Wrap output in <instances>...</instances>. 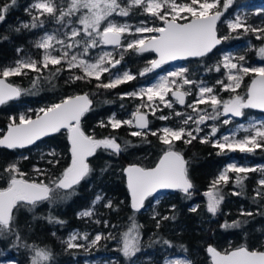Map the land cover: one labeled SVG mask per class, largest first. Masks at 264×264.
I'll use <instances>...</instances> for the list:
<instances>
[{
  "label": "snow or ice",
  "instance_id": "1",
  "mask_svg": "<svg viewBox=\"0 0 264 264\" xmlns=\"http://www.w3.org/2000/svg\"><path fill=\"white\" fill-rule=\"evenodd\" d=\"M16 3L17 0H10L0 5V22L4 21L5 14ZM233 5L234 0H223L222 6L221 0H125V2L122 0H33V3L25 9L31 16V22H21L16 31L46 29V25L50 22H55L59 27L51 32L45 30L38 35L34 46L38 50L39 58L30 55L21 56L15 61L14 66L0 69V105L18 99L22 94H36L31 89H21L8 82L9 77L27 75L28 72L36 73L32 81V89L36 91L39 90L41 78L50 81L65 71L69 73L65 81L68 85L77 81L91 83L95 80L97 89L113 90L136 79V75L128 69L115 73L111 71L121 65L125 54L129 51L137 55L154 52L158 57L148 62L150 68L140 71L139 75L142 77L170 61L204 58L223 41L233 38L232 33H239L241 30L244 34L254 33L257 40H264V21L259 25L249 24L247 18L236 9L232 18L222 20L227 10ZM134 10L146 18L135 24L127 19L121 21L115 19V17L127 18L133 14ZM254 11L257 15H264V9ZM221 24L226 26L228 34H220ZM125 34L133 38L125 42ZM3 39L6 40L8 37L5 36ZM109 46L111 51L104 50ZM95 49H101V51L93 56L92 51ZM16 51L19 54L23 49L17 48ZM53 52L59 55H53ZM258 55L264 58V47L259 49ZM117 56L119 58H116ZM233 60L232 54H223L221 63L205 69L206 72L219 73L222 64L227 83L221 78L216 80V85L220 86L219 92L233 93L227 100L220 98L215 86H209L202 79H190L187 75L189 68L179 66L151 85L118 94L121 100L132 98L140 101L132 112L131 119H119L113 112L106 121L103 119L99 121V127H110L113 132L125 125L130 129L134 128L136 130L130 131L128 135L139 137L145 143H150L147 140L150 135L156 137L159 143L165 146L154 167L130 165L122 169L130 193V207L134 213L144 209L150 197L153 198V205H159L162 199L160 194L164 190L179 191L190 197V190L194 188V184L188 175V162L184 159L182 152L176 150L178 141L188 145L199 138L201 144L211 143L212 147L219 149L217 155L236 151L254 154L258 149L264 150V121L253 120L247 126L240 124L230 134L222 135L215 140L212 137L216 136L218 127L214 125L209 134L200 136L203 131L201 125L207 120L217 121L224 117L222 123L229 125L232 123L231 118L243 117L245 109H257L264 112V66L248 67ZM238 60L243 62L245 57L240 55ZM73 70H78V73L82 75ZM45 72L47 75H43ZM105 74H107L106 81L103 79ZM249 74H252L253 79L247 88L246 95L241 96L237 89L241 87L243 77ZM175 78H179L182 84H178ZM173 85H176L175 91H173ZM184 85L196 86L195 99L187 105L185 98L192 94V89L182 90ZM169 93L176 103L181 106L186 105L196 115H185L176 111L174 113L176 117L185 116L179 121V127L162 126L153 130L150 127L151 121L148 119V114L156 116V113L161 111L159 105L173 109V102L166 99ZM156 101H159V104ZM105 103H111V101H105ZM200 105L210 106L211 112H208L206 108H200ZM92 106L93 101L88 93L64 96L58 102L39 108L35 119L21 114L17 123L13 118L6 134L0 137V147L9 150L24 149L37 145L38 141L60 133L63 129L67 130V139L71 145V163L60 176L50 178L48 183L25 180L23 177L26 174L19 170L17 163H11L4 169L9 173L10 180L5 189H0V238L15 237L12 240V246L26 248L31 253L30 264H51L53 255L50 250L23 242L16 225V214L19 209L25 208L29 213H34L39 202L47 201L51 205L58 201L69 200L76 194L75 186L92 172L88 158L95 156L98 149L118 156L126 146L131 145V141L125 140V147H122L117 142V137L111 134L102 139L86 134L82 128V121L92 110ZM142 109L145 111H141ZM156 118L166 121L172 116L171 114L159 115ZM240 131H243L245 135L239 137ZM47 155L52 159H48L46 163L54 168L59 163L55 159V150L49 151ZM28 158L22 157V159ZM44 159L45 154L42 153L41 160ZM106 170L101 169V173ZM33 171L49 176V171L43 168L34 166ZM254 172H260V177L256 180V187L253 189L252 202L259 205L261 201H264V166L242 164L233 160L223 167L212 180L209 190L204 193L207 200V212L213 217L218 214L220 205L225 199L224 186H227L230 181L234 189H239V191L233 190L232 196L245 195V181L250 178L248 174ZM229 173L236 175L233 178ZM102 201L104 196L98 193L91 205L80 211L78 216L80 218L94 217L96 205ZM103 206L116 210L111 200H107ZM175 208V205H171L170 211L174 212ZM189 211L197 212L198 206L191 207ZM241 215L253 217L264 215V211L258 210L254 213L242 209ZM36 218L33 216V219ZM47 219L49 223H63L51 215ZM152 219L156 221V228L159 229L163 221H174L176 216H161L154 210ZM103 223L105 227H108V221ZM241 223H248V221H235L221 227L240 228ZM138 229L139 226L133 223L132 227L122 234L121 247L118 249L129 264L141 251ZM113 238L112 233L107 235L97 233L89 239L87 232L82 234L73 232L64 243L66 250L91 248L98 246L102 239ZM78 240L86 241V245L76 243ZM156 242L168 248L173 247L172 242L163 237H157ZM181 247L183 248V245ZM184 251L187 252V249L184 248ZM206 251L211 256L213 264H264V251L249 250L246 246L224 254L213 246H208ZM164 264H192V261L187 258L169 260L165 257Z\"/></svg>",
  "mask_w": 264,
  "mask_h": 264
},
{
  "label": "trees",
  "instance_id": "2",
  "mask_svg": "<svg viewBox=\"0 0 264 264\" xmlns=\"http://www.w3.org/2000/svg\"><path fill=\"white\" fill-rule=\"evenodd\" d=\"M248 1H235L234 5L222 17V20L231 16L237 6L248 4ZM6 2H10V0H0V5ZM122 2H125V0H122ZM32 3L33 0H17V3L5 14L4 21L0 22V69L13 65L21 55L34 52L35 40L44 29L32 31L21 29L19 32L16 31L20 27L21 22H31V16L28 15L25 9ZM222 3L223 0H221V6ZM257 8L255 7L251 10H257ZM134 11L129 16L128 20L130 22L135 24L139 20L146 18L144 15L137 14V10ZM251 16L249 24L264 21V15L255 13ZM52 24L53 22H50L46 27ZM220 28L221 35L227 34L222 25H220ZM241 33L240 31L239 33L231 34L233 38L227 40L231 46L235 45L236 42L240 46L247 40L256 43L252 37L243 36ZM5 36L8 39H3ZM237 36L239 38H236ZM225 42H222V45ZM223 47L214 50L203 60L197 61L198 63H203L199 66V71H205V66L207 65L219 63L220 55L224 50L222 49ZM17 48H22L23 51L18 54ZM150 58H153L152 54L143 56L131 54V56L127 57L125 61L128 62L130 71L136 75V79L133 83L122 85L113 90L97 89L95 80H92L91 83L77 81L68 85L65 83L69 76L66 71L57 77H53L50 81L41 78L38 91L32 89V81L36 73L29 72L24 76L8 78L9 83H13L21 89H31L36 94H22L17 102L12 101L3 105L0 108V129L5 131L7 126H9L10 116L16 118V112L19 108L16 106L19 104H24L34 109L58 102L67 95L88 93L93 101V106L92 110L86 114L82 121V128L86 134L94 135L98 139H102L109 134L114 135L122 147H125V140L131 141V145L126 146L125 150L118 156L109 154L103 149H98L96 155L88 160L92 172L79 185L75 186L76 194L69 200L58 201L51 205L47 201H43L38 203L34 213H29L25 208H20L17 212L16 225L23 242L50 250L53 255L51 264L79 263V251L75 249L65 250V247L60 242L71 231H83L88 228V226L84 225V220L77 217V214L87 209L98 193L103 194L105 200H111L116 209L105 210L108 212L106 218L109 224L132 226L135 223L139 226L141 251L133 257L138 264H149L147 260H150L153 264H160L161 260L166 256L179 253L185 254L192 261V264H210L205 252L206 247L209 245L221 252H228L241 246H246L249 250L264 251V215H255L253 217L241 215L242 209L254 213L258 210L264 211V201H261L259 205L252 202L253 189L256 187V175L254 173L248 174L250 178L245 181L246 189L243 196L231 195L233 190L239 191V189H234L231 181L227 186H224L225 199L220 205V211L213 217L206 210L207 202L204 193L209 190L212 180L217 176L229 156L233 154L225 152L217 155L219 149L212 147L211 144H201L198 139L188 145H185L182 141L176 142V150L181 151L184 159L188 162V175L194 184V188L190 191V197L181 192H173L167 194L160 204L154 207V210L158 211L161 216L175 215L176 219L174 221H163L162 226L157 229L156 221L152 219L153 212L134 213L131 210L122 175L123 167L128 164H136L145 168L154 167L165 146L161 145L156 137L149 135L147 140L150 143H145L139 137L128 135L129 130L124 127L113 132L110 127H99L98 123L113 112L121 114L132 110L133 103L128 98L121 100L118 94L130 90L135 83L148 77L147 75L141 77L139 73L143 69L149 68L148 59ZM73 71L78 73V70ZM78 74L82 75V73ZM43 75H47V73L45 72ZM247 81L245 80V83ZM105 101H111V103H105ZM158 124H162V122L150 125V127L155 130L159 127ZM3 133V131L0 132V137ZM44 143L48 145L49 149H54L57 153L55 159L59 163L54 168L46 163L52 157L45 156L44 160L38 161L37 155H29L33 149ZM19 154H28L27 157L29 158H18ZM244 156L252 162H264V150H256L254 154L244 153ZM70 160L71 156L66 134L63 132L57 133L50 139L28 150L6 151L0 149V189H5L8 186L10 176L4 169L11 163H17L19 170L26 174L23 178L28 181H31L32 178L30 177L35 174L33 171L34 166L48 170L49 176L44 175L36 178L48 183L50 178L54 179L61 175L63 170L69 166ZM101 169L107 170L101 173ZM235 175L232 173L230 176L234 178ZM150 204L151 198L146 201L145 206L148 207ZM171 205L176 206L174 212L170 211ZM193 206H198V211L195 213L189 211ZM49 215L63 221V223H49L47 219ZM33 216L37 218L33 219ZM235 221H248V223H241L240 228L221 227V225L232 224ZM257 229H260V231H257ZM157 237H163L171 241L173 247L168 248L162 243L156 242ZM14 238H0V249L10 251V253H15L16 255H23V257L25 255V258L27 256L30 257L31 253L26 248L12 246ZM181 245H183V248ZM184 248L187 249V252L184 251ZM120 263L129 264V262H125L121 258ZM19 264H22V262L20 261Z\"/></svg>",
  "mask_w": 264,
  "mask_h": 264
},
{
  "label": "rangeland",
  "instance_id": "3",
  "mask_svg": "<svg viewBox=\"0 0 264 264\" xmlns=\"http://www.w3.org/2000/svg\"><path fill=\"white\" fill-rule=\"evenodd\" d=\"M235 1H238V0H234V2ZM255 7H258L257 9H264V0H249L248 4H245V5L242 4V5L237 6L236 10L239 11L242 15H244L247 18V23H249V20L252 17L251 15L256 13L254 10H251V9H253ZM233 15H234V12H233V14L231 16H229L227 18H232ZM132 17L134 18V16H132ZM227 18H223V19H227ZM115 19L117 21H121V20H124V19L128 20L129 17H127V18L115 17ZM157 23H159V22L157 21ZM260 23L261 22L255 23L253 25H259ZM221 25H222L223 29L225 31H227V34H228V30H227L226 26L224 24H221ZM57 27H59V26L56 25L55 22H53L52 25H48L46 27V29H44L43 31L47 30V31L51 32L53 29H55ZM241 32H242L241 35H243V36L244 35H248L249 37H252L253 40L256 43H253L251 40H247V41L243 42L240 46L238 45L239 43H237V42H236L235 45H232V46L230 45L229 41H226L224 45H222V43H221L222 46L219 45L216 48V49H218V48L224 46L222 48L224 50H223V52L220 55L219 63L222 62V55L223 54H232L233 57H234L233 62L243 63L245 66H248V67L264 66V58H261V56L258 55L259 49L261 47H264V40H257L255 38V34L254 33L249 32L248 34H244L242 30H241ZM132 38H133L132 36H128L127 34H125V42L128 39H132ZM57 47H59V46L57 45ZM104 50L111 51L112 49L111 48H105ZM100 51H101V49H95V50L92 51V55L95 56ZM131 54H135V53L131 52V51L126 53L125 54V58L122 61L121 65L117 66L116 68L111 69V71L113 73H115V72H121V71H123L125 69L130 70L129 67H128V62L125 61V59L127 57L131 56ZM147 54H151V53H144V54H141V55L143 56V55H147ZM29 55L34 57V58H39L38 50L35 48V46H34V52L28 53V54H23L21 56H29ZM53 55H59V53L53 52ZM135 55H137V54H135ZM240 55H243L245 57V60L243 62L238 60V57ZM137 56H139V55H137ZM116 58H119V57L117 56ZM204 58L197 59V60H187V61H183V62H180V63H178V62L169 63V64H166L165 66L162 65V66H160V68L165 67V69L164 68L162 69L163 70L162 73H160L158 75H153V76L150 77V75H152V72L154 70H156V69L152 70L151 72H148V74H145V75L148 76L146 79H143L142 81H139V82L135 83L133 88H131L130 90H128L126 92H131L133 90H137V89H139L142 86L151 85L152 83L156 82L160 77L167 75V73L169 71L175 69L176 67L186 66V67L189 68V73H187V75L189 76L190 79H195V80H201L202 79V80L206 81L209 86H215V88L217 89V93L220 96V98H222L224 100L229 99L230 96L233 95V93H230V92H219V87L220 86L216 85V80L217 79H221V78H223L225 83H227L226 77H224V71L225 70L222 68V64H221V72H219V73H217L215 71H212V72L203 71V72H201V71H199V66L202 65L203 63H201V62L198 63L197 61H201ZM150 60H152V58L148 59V62ZM14 64H15V62L11 66H14ZM217 64L207 65L205 67L208 68V67H211V66H215ZM148 65H149V68H150L151 66H150L149 63H148ZM160 68H157V69H160ZM193 73H194V75H193ZM21 76H24V75H21ZM144 76H142V77H144ZM252 78H253L252 74H249L248 76H244L243 77V79L241 81V87L239 89H237V92L241 96H245L246 95V90H247L248 84H249V82L251 81ZM103 79H105V81L107 80V74H105ZM170 79H173V78H170ZM175 79L177 80L178 84H182V81L179 78H175ZM134 80L129 82V83H133ZM245 80H248V81L245 83ZM129 83H126V84H129ZM123 85H125V84H123ZM188 88L192 89V94L186 97L187 98L186 105L192 103L193 100L195 99V95H196V86L195 85H184L182 90H187ZM175 90H176V85H173V91H175ZM126 92H122V93H126ZM18 99H15L14 102H17ZM128 99L130 100V102L133 103L132 110L124 112V113H121V114H117L116 113L117 118H119V119H131L132 118L131 114L135 110L136 105L140 103V101L136 100V99H132V98H128ZM166 99L171 100L173 102V109L170 110L168 108H164L163 105H159L161 111H158L156 113V116H153L150 113L148 114V119L151 121L152 125H156V123L162 122L163 125L158 124L159 125L158 128H160L162 126L179 127L180 126L179 121L182 120L183 118H185V116L176 117L175 114H174L176 111L184 113L185 115H193V116L196 115V113H193L191 108L186 107V105L183 106V107H180L178 105V103H176L175 100L172 99L171 93H169L166 96ZM156 103L159 104V101H156ZM16 107H19L18 111L16 112L17 113L16 114V118L14 116H10L9 117V122L10 123L12 122L13 118L18 123L19 116L21 114H25L26 116L31 117V118L34 119L35 116H36L37 110L39 108H41V107H38V108L31 109V108L25 106L24 104H22V105L19 104ZM199 107L202 108V109L206 108L208 112H211V107L208 106V105H200ZM141 111H145V110L142 109ZM169 114H171L172 118L169 119V120H166V121H161V120L156 118L159 115H169ZM106 119L107 118H105L104 120L106 121ZM223 119H224V117H221L220 120H217V121H212V120L205 121V123L201 125V127L203 128V131L200 133V136H205V135L209 134L211 132V127L215 125L216 127H218V132H217L216 136L212 137V139L215 140V139L219 138L222 135L230 134L232 131L236 130L237 126L240 125V124H243V125L247 126L249 124V122L253 121V120H255V121H264V115L253 113V112H250V111H244V116L241 117L239 120H233L231 118L232 119V123H230L229 125H224L222 123ZM122 127H124L127 130H129V132L132 131V130H136L134 128L130 129L126 125L122 126ZM2 131L5 132L6 129H5V131L0 129V132H2ZM244 135H245V133L243 131H240L238 133L239 137H242ZM198 140H199V138H198ZM209 144H211V143H209ZM49 151H51V149H49L48 145L44 143L41 146L36 147L35 149H33L32 152L29 155H37L38 161H42L41 160V154L43 153V154H45V156H48L47 153ZM228 153H232L233 155L229 156V158L226 161V163L224 164V166L227 163H229V162H231L233 160H235V161H237L239 163H242V164L264 166V162L256 163V162H252L251 160H247L245 158V156H244V153H240L239 151L228 152ZM27 155L28 154H19L18 158H22L23 156H27ZM56 155H57V153H56ZM48 157H51V156H48ZM70 163H71V160H70ZM223 167L221 168V170L223 169ZM34 173L35 174L30 177V178H32V180L30 182H40V181H42L40 179L37 180L36 178L43 177L44 175L38 174L36 172H34ZM231 174L232 173H229V175H231ZM254 174L256 175V180H257L260 177V172H254ZM101 195H103V194H101ZM166 196H167V194L161 195L162 199L165 198ZM162 199H161V201H162ZM107 200L108 199L105 200V197H104V201H102L100 204L96 205V214H95L94 217H91V218H80L78 216V214H77V217L79 219H83L84 220V225L88 226V228H86L83 231H79V230L71 231L67 235V237L60 242V244L63 245L65 247V250H66V244L64 242L67 240L69 235L72 234L73 232H78V233H81V234L87 232L89 234V239L93 238L95 236V234H97V233H103L105 235H107L108 233H112L114 238L113 239H102L100 241L99 245L95 246V247H91V248H87V247L74 248L75 250L79 251L78 257H79L80 260H79V263L75 262L73 264H107V262H110V264H120V258L122 260H124L125 262H128V261L125 260V258L122 256L121 252L118 249L121 247L122 234L127 232L132 226H130V225H119V226H116L115 225V227H112V225H114V224H109L108 223V227H105L103 222L107 221L106 216L108 215V212H106L105 210H107L108 208H105L103 205H104V203L107 202ZM152 201H153V198H151L150 206H148V207L145 206L143 211H140V212H142V213H146V212H150V211L153 212L154 211V207H156L157 205H153ZM206 202H207V200H206ZM90 205H91V203H90ZM96 220H99L101 222L100 223H96L95 222ZM76 243L85 244L86 245V241H84V240H78V241H76ZM222 252L226 253V251H222ZM166 258H168L169 260H171V259H185V258L189 259L185 254H181V253L176 254V255L166 256ZM20 261L22 262V264H30V257L27 256L25 258V255L23 257V255L22 256L21 255H16L15 253H10V251H5V250L0 249V264H19ZM147 261H149V264H153L152 262H150V260H147ZM131 264H138V263H137V261H135L134 258H132ZM160 264H164V258H163V260H161Z\"/></svg>",
  "mask_w": 264,
  "mask_h": 264
},
{
  "label": "water",
  "instance_id": "4",
  "mask_svg": "<svg viewBox=\"0 0 264 264\" xmlns=\"http://www.w3.org/2000/svg\"><path fill=\"white\" fill-rule=\"evenodd\" d=\"M219 46V45H218ZM217 46V47H218ZM107 48H111V46H109V47H107ZM215 50V49H214ZM213 50V51H214ZM146 53H151L154 57H155V59H157L158 57L156 56V54L154 53V52H146ZM144 54V53H143ZM210 54V53H209ZM208 54V55H209ZM197 59H201V58H188V59H185V60H178V61H170V62H168V63H166V64H169V63H175V62H178V63H180V62H183V61H187V60H197ZM166 64H162V65H166ZM161 65V66H162ZM253 79V78H252ZM251 79V80H252ZM251 84V81L249 82V84H248V86ZM248 88V87H247ZM246 93H247V90H246ZM80 95H83V94H80ZM171 97H172V95H171ZM172 99H174L173 97H172ZM186 99V98H185ZM15 100V99H14ZM14 100H12V101H14ZM9 102H11V101H9ZM179 105V104H178ZM3 105H0V108L2 107ZM180 107H183V106H181V105H179ZM245 110H247V111H250V112H253V113H257V114H261V115H264V112H260L259 110H257V109H245ZM240 118V117H239ZM239 118H232L233 120H237V119H239ZM35 119V118H34ZM7 129H8V126H7V128H6V131L4 132V134H6V132H7ZM61 132H66L67 133V130H61ZM3 134V135H4ZM57 134V133H56ZM56 134H54V135H51V136H48V137H45V138H43L41 141H38L37 142V144H39V143H41V142H43V141H45V140H47V139H50L51 137H53V136H55ZM3 135H2V137H3ZM68 140V139H67ZM68 143H69V141H68ZM34 146H36V145H33V146H31V147H29V148H24V149H15V151H22V150H28V149H30V148H32V147H34ZM69 147H70V149H71V145H70V143H69ZM0 149L1 150H6V151H11V150H9V149H7V148H3V147H0ZM159 160V159H158ZM158 162V161H157ZM130 165H132V164H130ZM130 165H126V166H124V168H126V167H128V166H130ZM137 166H139V165H137ZM122 175H123V178H124V183H125V187H126V190H127V194H128V202H129V206H130V200H131V198H130V193H129V191H128V188H127V180H126V177L124 176V174H123V172H122ZM191 191V190H190ZM173 192H179V191H172V190H164L160 195H165V194H170V193H173ZM150 198H152V197H150ZM131 208V207H130ZM132 210V209H131ZM143 210V209H142ZM141 210V211H142ZM133 211V210H132ZM209 246H211V245H209ZM208 247V246H207ZM207 247H206V249H207ZM206 249H205V252H206V255H207V257H208V259H209V262H210V264H213V262H212V258H211V256L207 253V251H206ZM216 249V248H215ZM237 249V248H236ZM217 250V249H216ZM233 250H235V249H232V250H230V251H233ZM230 251H228V252H230ZM221 254H224L223 252H221V251H219Z\"/></svg>",
  "mask_w": 264,
  "mask_h": 264
},
{
  "label": "flooded vegetation",
  "instance_id": "5",
  "mask_svg": "<svg viewBox=\"0 0 264 264\" xmlns=\"http://www.w3.org/2000/svg\"><path fill=\"white\" fill-rule=\"evenodd\" d=\"M152 59H155V57L153 56V58ZM165 66V65H164ZM160 68V67H159ZM165 69V67H162V68H160V69H156V70H154L153 72H152V75H150V77L151 76H153V75H158V74H160V73H162L163 72V70L162 69ZM186 100H187V98H186ZM187 102V101H186ZM244 111H247V110H244ZM241 118V117H240ZM239 118V119H240ZM239 119H237V120H239ZM150 125H152V124H150ZM161 125H163V123L161 124ZM63 133H65L66 134V139H67V133L66 132H63ZM118 142V141H117ZM67 143H68V140H67ZM68 147H69V143H68ZM69 153H70V156H71V150H70V147H69ZM89 158H91V157H89ZM89 158H88V160H89ZM128 165H130V164H128ZM132 165H136V164H132ZM124 168V167H123ZM143 211V210H142ZM121 264V263H120Z\"/></svg>",
  "mask_w": 264,
  "mask_h": 264
}]
</instances>
